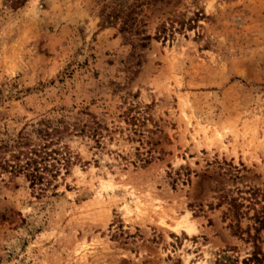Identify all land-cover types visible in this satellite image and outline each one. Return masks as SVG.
Returning a JSON list of instances; mask_svg holds the SVG:
<instances>
[{"label": "rangeland", "instance_id": "374dc122", "mask_svg": "<svg viewBox=\"0 0 264 264\" xmlns=\"http://www.w3.org/2000/svg\"><path fill=\"white\" fill-rule=\"evenodd\" d=\"M255 252L264 0H0V264Z\"/></svg>", "mask_w": 264, "mask_h": 264}, {"label": "trees", "instance_id": "16d2710c", "mask_svg": "<svg viewBox=\"0 0 264 264\" xmlns=\"http://www.w3.org/2000/svg\"><path fill=\"white\" fill-rule=\"evenodd\" d=\"M33 177L36 178L34 175ZM220 264H264V256L255 252L249 258H245L241 261L238 259H226Z\"/></svg>", "mask_w": 264, "mask_h": 264}, {"label": "bare ground", "instance_id": "6f19581e", "mask_svg": "<svg viewBox=\"0 0 264 264\" xmlns=\"http://www.w3.org/2000/svg\"><path fill=\"white\" fill-rule=\"evenodd\" d=\"M186 219V218H185ZM182 226V224L181 223H178L175 227H173L172 229L173 230H176V231H178L179 230V228Z\"/></svg>", "mask_w": 264, "mask_h": 264}]
</instances>
